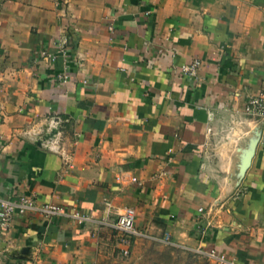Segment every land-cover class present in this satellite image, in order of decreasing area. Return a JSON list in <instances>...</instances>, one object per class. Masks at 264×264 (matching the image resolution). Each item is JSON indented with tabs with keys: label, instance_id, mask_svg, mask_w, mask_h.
Wrapping results in <instances>:
<instances>
[{
	"label": "crops",
	"instance_id": "crops-1",
	"mask_svg": "<svg viewBox=\"0 0 264 264\" xmlns=\"http://www.w3.org/2000/svg\"><path fill=\"white\" fill-rule=\"evenodd\" d=\"M263 89L264 0H0V194L86 218L16 217L0 264H101L127 207L211 264H264Z\"/></svg>",
	"mask_w": 264,
	"mask_h": 264
},
{
	"label": "built area",
	"instance_id": "built-area-1",
	"mask_svg": "<svg viewBox=\"0 0 264 264\" xmlns=\"http://www.w3.org/2000/svg\"><path fill=\"white\" fill-rule=\"evenodd\" d=\"M41 55L45 57L46 53H42ZM201 65L199 60H195L192 64L181 67L180 73L184 76L196 78ZM59 77L62 78L61 75ZM63 78L66 79L67 76H63ZM245 112L262 121L264 124V89L258 95L251 96L248 99L245 105ZM133 180L136 181L135 179ZM31 211L38 212L49 218L70 216L80 222L86 220L79 211L70 214L60 205L51 203L39 205L34 198L29 196L21 197L18 200H12L0 194V230L2 232L8 231L16 217L24 216ZM200 212H203L202 209H200ZM103 224L112 227L120 235V243L124 247L122 253L125 255L129 254L132 239L146 236V232L137 229L136 211L131 207L123 209L115 219H105ZM208 256L210 258H217L214 251L209 252Z\"/></svg>",
	"mask_w": 264,
	"mask_h": 264
},
{
	"label": "rangeland",
	"instance_id": "rangeland-1",
	"mask_svg": "<svg viewBox=\"0 0 264 264\" xmlns=\"http://www.w3.org/2000/svg\"><path fill=\"white\" fill-rule=\"evenodd\" d=\"M101 264H211V261L199 250L177 247L164 237L146 234L132 239L128 255L117 250Z\"/></svg>",
	"mask_w": 264,
	"mask_h": 264
}]
</instances>
